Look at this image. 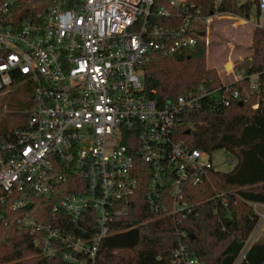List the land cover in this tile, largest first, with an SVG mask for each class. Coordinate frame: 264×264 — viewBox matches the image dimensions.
<instances>
[{
	"label": "built area",
	"instance_id": "obj_1",
	"mask_svg": "<svg viewBox=\"0 0 264 264\" xmlns=\"http://www.w3.org/2000/svg\"><path fill=\"white\" fill-rule=\"evenodd\" d=\"M10 2L0 1V15ZM257 7L261 26L264 0ZM225 15H201L188 0H52L18 25L0 24V94L20 87L25 104L16 113L27 116L0 134V222L5 210L50 197L56 225L21 215L17 226L46 255L95 264L99 243L114 219L129 214L143 181L151 219L171 217L176 227L174 257L198 264L177 227L196 212L194 191L218 170L211 153L189 147L176 132L203 100L217 108L249 101L247 88L228 86L247 78L254 87L258 73L233 66L221 84L199 85L160 105L142 94L143 67L156 55L192 50L199 38L208 45L213 19ZM248 204L258 220L234 264L264 229V204ZM59 212L74 233L61 230L68 220Z\"/></svg>",
	"mask_w": 264,
	"mask_h": 264
},
{
	"label": "trees",
	"instance_id": "obj_2",
	"mask_svg": "<svg viewBox=\"0 0 264 264\" xmlns=\"http://www.w3.org/2000/svg\"><path fill=\"white\" fill-rule=\"evenodd\" d=\"M51 1L11 0L8 12L0 15V24L18 25L37 12L46 10ZM188 1L193 9L204 16L218 12L248 19L250 15H260L257 0H245L240 5L238 0ZM231 15L220 18L234 20L233 25L245 23ZM248 47L250 54L234 64V68L243 69L247 74L258 73L255 85L252 87V82L246 78L228 88H247L249 101L234 100L227 107L217 108L203 100L198 110L182 116L183 123L176 132L177 137L191 148L209 153L225 149L236 159L231 170L210 172L214 186L227 190L222 195L225 203L219 196H215L216 191L207 188V184L202 191H194L196 212L177 227L186 232L181 245L190 257L198 260V264H234L258 220L248 203L264 204L263 27L255 26ZM205 48L206 45L199 38L190 51L170 57L156 55L143 67L142 94L163 105L178 95L195 90L199 85L221 84L219 75L205 66ZM254 104H257L256 108L252 107ZM3 105L0 104V115ZM26 117L7 111L0 134L20 126ZM139 185L131 201L129 214L114 219L110 232L99 243L95 264H185L183 259L175 258L173 254L179 243L171 217L151 219L152 215L146 209L144 199L145 185L143 181ZM63 191L67 193L69 190L65 188ZM54 202L52 198L44 197L36 199L35 203L25 208L12 212L5 210L6 219L0 222V264H70L63 261L60 253L44 254L40 246L15 222L17 216L30 215L56 225L49 217V207ZM57 215L64 223L68 220V227L59 226L61 230L74 233V227L69 225L67 216L61 212ZM127 252H131V255H127ZM238 264H264V229L246 249Z\"/></svg>",
	"mask_w": 264,
	"mask_h": 264
},
{
	"label": "rangeland",
	"instance_id": "obj_3",
	"mask_svg": "<svg viewBox=\"0 0 264 264\" xmlns=\"http://www.w3.org/2000/svg\"><path fill=\"white\" fill-rule=\"evenodd\" d=\"M258 20V17L253 16L251 22L233 25L232 21L234 20L232 19H213L209 34V44L205 48V66L212 68L219 77L226 79L225 73L231 71L234 64L250 54L248 46L251 43V32ZM260 25L264 28V16H261ZM227 62L229 63V67L225 68ZM2 103L6 107H3L2 114L0 115V130L2 129V122L4 121L6 112L13 111L16 113L25 104L20 95V87L15 88L6 96L0 94V104ZM211 157L214 168L221 172L231 170L236 162L235 157L225 149L214 150L211 153ZM209 183L207 188L218 192L220 195L226 194L227 190L215 187L211 179ZM126 254L131 255V252H127Z\"/></svg>",
	"mask_w": 264,
	"mask_h": 264
},
{
	"label": "water",
	"instance_id": "obj_4",
	"mask_svg": "<svg viewBox=\"0 0 264 264\" xmlns=\"http://www.w3.org/2000/svg\"><path fill=\"white\" fill-rule=\"evenodd\" d=\"M245 0H240L239 1V5L241 4V3H243ZM229 67V63H226V65H225V68H228ZM186 133H189V130H186Z\"/></svg>",
	"mask_w": 264,
	"mask_h": 264
},
{
	"label": "bare ground",
	"instance_id": "obj_5",
	"mask_svg": "<svg viewBox=\"0 0 264 264\" xmlns=\"http://www.w3.org/2000/svg\"><path fill=\"white\" fill-rule=\"evenodd\" d=\"M229 14V13H228ZM240 20H242L243 22H245L242 18H239Z\"/></svg>",
	"mask_w": 264,
	"mask_h": 264
},
{
	"label": "crops",
	"instance_id": "obj_6",
	"mask_svg": "<svg viewBox=\"0 0 264 264\" xmlns=\"http://www.w3.org/2000/svg\"><path fill=\"white\" fill-rule=\"evenodd\" d=\"M228 63V62H227Z\"/></svg>",
	"mask_w": 264,
	"mask_h": 264
}]
</instances>
